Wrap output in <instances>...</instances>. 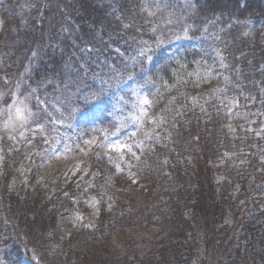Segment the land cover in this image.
Instances as JSON below:
<instances>
[{
    "label": "trees",
    "instance_id": "trees-1",
    "mask_svg": "<svg viewBox=\"0 0 264 264\" xmlns=\"http://www.w3.org/2000/svg\"><path fill=\"white\" fill-rule=\"evenodd\" d=\"M65 6L50 32L53 45L68 44L58 51L25 0H0V60L37 55L35 96L48 109L60 99L52 105L72 113L75 137L98 136L72 178L40 181L26 158L0 164V264H264V0ZM62 22L95 48L70 45ZM139 37L157 60L126 63L113 49ZM129 87L151 102L132 133L116 100ZM118 131L135 157L102 146Z\"/></svg>",
    "mask_w": 264,
    "mask_h": 264
},
{
    "label": "rangeland",
    "instance_id": "rangeland-1",
    "mask_svg": "<svg viewBox=\"0 0 264 264\" xmlns=\"http://www.w3.org/2000/svg\"><path fill=\"white\" fill-rule=\"evenodd\" d=\"M65 1L66 0H25V10L28 13L40 14L42 22L38 23L37 30H39L40 33L42 32L43 44L46 45V47L52 46L58 51L66 50L68 44L62 39L59 44L56 43L53 45L50 40V32L54 29L55 22H58V19H60L63 7H66ZM70 7H72V5H70ZM65 9H67V7ZM72 22L68 24L70 34L69 32L67 33L66 30L62 31L63 29H67V24L62 22L60 30L57 29L59 32L58 35L64 34L67 38L70 37L67 40L69 43L72 42L70 45L82 46L83 41L86 48L91 49L92 46L95 48V43L91 45L90 40H82L81 30L79 29V33L75 31L76 26L73 25L75 26L73 27ZM158 37L159 35H157L156 39H158ZM139 38L138 44L127 43V41L124 40V43L128 44V46H125V50H120L119 47L113 49L122 53L126 63L140 62V64L143 65L144 63L149 64L157 60V56L152 54L154 51L153 45H151L149 41L141 39V37ZM17 56L15 59L7 60L4 63L0 60V157H2V159H0V164L8 167L13 159L21 163V161L26 158V160L28 159L30 162L27 173L32 172L40 181L48 177L58 178L61 176H68L67 178H72L75 173L81 170V166L85 159L84 155L91 149L92 145H87L84 142L92 139L96 142L98 136H91V132L88 135L84 131L82 133L84 137L81 139L75 137L73 135V120L69 115L72 113H66L59 106L52 105V103H56V101H60V99L57 98L52 103H49L53 107L48 109V105L35 96L30 77L37 66L35 58L38 59V56H25L24 54ZM40 82L42 86L46 84L45 81L40 80ZM130 89L132 91V94L130 93L131 97L126 98L124 95L120 94L116 100L118 102L119 98L120 100L123 98L119 107L121 110H125L126 115H123V117L126 121L124 123L126 124L125 126L129 128L128 132L132 133L137 131L145 122L148 115L144 116L143 112L146 111L149 114L148 111L151 102L141 90L129 87V90ZM145 99L149 101V104L145 105L143 103ZM25 105L27 109L33 113V116L28 119L27 122L20 121L19 117L15 115V107L19 106L24 108ZM142 109L143 111H141ZM112 111L115 110L112 108ZM24 115L27 116L28 112L25 111ZM138 117L141 119H138ZM42 118L44 119L41 120ZM10 119L13 121V127L6 129L5 125ZM37 121L40 123L46 121V123L42 124L43 131L40 130ZM21 124H23V127H21ZM45 125V128L49 127L47 131L44 128ZM21 132L24 134L23 137L20 136ZM120 132L121 131L116 132L115 134H117V137L114 140L110 139L108 144L122 143L126 137L120 135ZM12 137L16 139L14 140ZM106 145L105 150L107 152L120 153L114 148L107 147ZM49 157H51V159H49Z\"/></svg>",
    "mask_w": 264,
    "mask_h": 264
},
{
    "label": "snow or ice",
    "instance_id": "snow-or-ice-1",
    "mask_svg": "<svg viewBox=\"0 0 264 264\" xmlns=\"http://www.w3.org/2000/svg\"><path fill=\"white\" fill-rule=\"evenodd\" d=\"M245 34L247 35V33H245ZM225 79L227 80L228 78L225 77ZM192 99H193V102L195 103L196 102V98L193 97ZM143 103L145 105H147V104H149V101L147 99H145L143 101ZM233 107H239V102L235 98H233L232 101L230 103H228V108H227V114L228 115H232ZM25 111L28 112V115L27 116L24 115V112ZM141 111H143V109ZM143 114H144V116H147L148 115V113L146 111H144ZM15 115L17 117H19L20 121L27 122V120L30 119L33 116V113L30 110H28L27 109V106L25 105L24 108H21L19 106H16L15 107ZM242 115H243L244 118H247L249 114L247 112H245ZM138 119H141V118L138 117ZM161 123H163V117H160L157 120L153 121V124L154 125H157V126L159 124H161ZM37 124L40 127V130L43 131L44 130L43 129V125L40 122H38V121H37ZM11 127H13V121L10 119L8 121V123H6L5 128L8 129V128H11ZM21 127H23V124H21ZM228 127L231 129L232 126L231 125H228ZM153 131H155V128L153 129ZM260 131L261 132H264V128H261ZM144 135L147 136V137H149V139H152L153 138V137L149 136V133L148 132H145ZM256 135H260V133L257 132ZM20 136L21 137L24 136L23 132L20 133ZM158 138L159 137L157 136L156 139H158ZM12 139L15 140L16 138L15 137H12ZM105 140H107V136H105ZM84 143L87 144V145H92L94 143V141L93 140H88V141H85ZM102 146H105V145H102ZM106 146L107 147H110V148H114L116 151H119L121 153H123L124 149H126L127 152L130 153L133 157L136 156V152L133 150V147H134L133 144L117 143V144H107ZM135 147L137 149L141 148L142 147V142H135ZM0 159H2V157H0ZM49 159H51V157H49ZM109 159H111V157H109ZM116 168L119 169L120 168V165L117 164L116 165ZM97 175H98V173H97ZM108 183L111 184V178H109ZM99 204H100V201L97 200L95 197H93L91 199V201H90V206L92 208H94V209H97V211L99 210L98 209ZM110 207H111V205H109V208ZM83 219H84V217H82L79 213H77L75 215V217L72 219V222H73V224H76L77 222L82 221ZM85 226L92 227V225H90V224L89 225H85Z\"/></svg>",
    "mask_w": 264,
    "mask_h": 264
}]
</instances>
